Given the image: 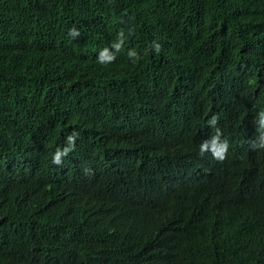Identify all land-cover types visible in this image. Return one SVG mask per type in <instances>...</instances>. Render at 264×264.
<instances>
[{"label": "trees", "instance_id": "16d2710c", "mask_svg": "<svg viewBox=\"0 0 264 264\" xmlns=\"http://www.w3.org/2000/svg\"><path fill=\"white\" fill-rule=\"evenodd\" d=\"M192 99L225 121L217 173L244 167L246 142L264 134V0H0V264H141L182 218L184 200L162 198L201 119ZM167 133L156 168L124 161ZM114 136L122 198L81 156ZM57 154L79 163L70 182ZM216 188L227 212L238 192L224 178ZM241 209L195 207L196 264H264V199ZM61 251H74L67 263Z\"/></svg>", "mask_w": 264, "mask_h": 264}, {"label": "clouds", "instance_id": "9594fccd", "mask_svg": "<svg viewBox=\"0 0 264 264\" xmlns=\"http://www.w3.org/2000/svg\"><path fill=\"white\" fill-rule=\"evenodd\" d=\"M188 106L200 114L201 119L189 129L192 145L189 154L186 156L185 166L176 170L172 176V183L168 187L165 186L166 195L162 198V206L166 200L173 197L175 199L168 201L167 206L184 200V207L179 215L182 218L174 222L175 217H173L169 221V225L162 227L163 231L157 239L147 244L144 253L137 255L141 259V264H196V243L199 233L190 227L196 221V216H194L196 206L209 201L221 215L237 217L243 213L242 203H263L264 134L255 132V135L246 142L244 149L247 156H245L244 167L239 165L236 168L224 169L217 173L221 166L229 162L223 132L225 121L217 112L196 100H190ZM169 136L170 133H167L149 138L142 147L136 148L130 155L127 154L124 161L131 168H156L167 154ZM111 142L112 144L105 145L101 149L93 146L87 147L81 156L87 160L91 170L97 166L102 167L101 180L115 182V195L122 198L125 197L126 191L115 178V174L122 170L113 162L115 136L111 138ZM74 149L75 147H68L70 153ZM81 156L75 152L76 159L82 162L81 166L87 167ZM182 157L180 156L181 160ZM67 159L68 156L61 162V157L57 154L53 162L56 164L63 163L64 166L57 165V177L70 182L69 174L73 170L72 167L78 166L79 163L67 164L64 162ZM222 178L225 179V183L238 192L234 196L230 195L232 205L227 206V212L222 210V204H217L215 200L217 193L215 187ZM143 185L150 191L154 188V181L150 177L143 181ZM165 212L168 211L165 209ZM81 238L91 240L88 236ZM73 254L74 251L69 253L61 251L57 256L64 263H67ZM83 261L87 263L86 260L83 259Z\"/></svg>", "mask_w": 264, "mask_h": 264}]
</instances>
